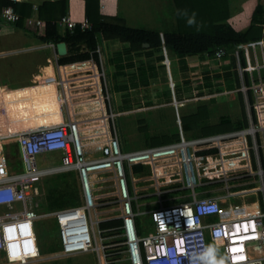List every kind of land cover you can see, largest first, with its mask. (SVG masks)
<instances>
[{
	"label": "built area",
	"instance_id": "2783aa9c",
	"mask_svg": "<svg viewBox=\"0 0 264 264\" xmlns=\"http://www.w3.org/2000/svg\"><path fill=\"white\" fill-rule=\"evenodd\" d=\"M0 17L8 24L19 21V15L10 7L4 8ZM35 20V25L39 26L40 22L37 18ZM28 24L32 22L29 20ZM61 24L66 29L76 25L65 17ZM80 25L87 27L85 20ZM94 53L98 64L93 60L87 63H92L96 72L100 70L99 75L104 80L103 65L108 52L103 40L102 46L97 45ZM224 58L235 63L248 115L250 109L255 110L258 123H250L248 130L193 141H186L181 132L177 141L132 152L122 150L115 132L100 147L96 158H87L75 117L14 137L0 135V255L5 264H29L40 259L36 222L41 184L48 177L68 172L77 175L81 205L60 211L55 216L61 246L58 255L72 257L93 250L96 239L91 214L96 209V197L91 175L109 172L114 180L112 194L118 202L122 222L120 236L128 264H264V212H261L257 200L254 201L257 211L248 214L241 213L243 206L238 208L228 203L223 207L222 200L214 197L193 198L189 203L155 208L147 213L152 225V232L147 235L137 227L136 219L142 215L137 214L132 206L128 181L131 168L151 167L153 171L177 175L179 180H185L187 188L193 189L196 171L203 166L196 158L199 152L218 149L215 155L218 162L224 164L226 160L221 145L228 146L234 142L232 139L241 136L244 142L241 159L249 158L250 151L257 153L255 138L264 134V121H261L264 116V39L230 51L219 49L209 59L220 62ZM94 76L97 79L98 75ZM104 87L106 89V84ZM99 88L103 89V85H98L94 101L97 103L100 101ZM92 92L95 93L96 88ZM252 98L254 104H251ZM97 110L103 114L101 108ZM105 114L102 120L107 119ZM10 138L15 139L19 149L22 167L18 172L9 170L4 155V142ZM49 153H59L60 164L40 166L38 158Z\"/></svg>",
	"mask_w": 264,
	"mask_h": 264
},
{
	"label": "rangeland",
	"instance_id": "374dc122",
	"mask_svg": "<svg viewBox=\"0 0 264 264\" xmlns=\"http://www.w3.org/2000/svg\"><path fill=\"white\" fill-rule=\"evenodd\" d=\"M98 44L102 45L101 42ZM126 50L118 48L115 51H108V57L103 65L104 80L99 75L101 71L97 73L92 63H78L85 64L82 65L84 69L79 71L80 75L84 73L98 75L97 79L94 76L97 83L96 95L98 85H103V89L99 88V103L93 102V106L77 104L74 107L77 113L82 114L79 116L80 120L85 121L80 129L81 142L87 158L98 157L100 147L115 132L125 152L142 149L153 138L171 137L175 134L180 138L182 132L180 117L195 112L200 105H205L210 112L209 124L217 123L220 118L227 117L237 127H242L233 132L248 130L250 123L253 125L258 123L253 108L248 115L245 95L240 91L236 80L237 68L235 63L227 61V58L214 62L208 57L201 59L193 57L185 61L187 67L183 70L181 64L175 59L170 63L165 51L148 57L145 55L147 53L143 52L128 55ZM118 53L122 54L120 61L115 55ZM161 55L164 57V66H161L157 59ZM167 60L170 69L167 68ZM108 62L111 63L112 72L108 71ZM115 64L124 66L122 73L117 74ZM130 64L133 67H130ZM148 65L155 68L157 77L149 79L147 86L133 88L132 77L138 73L140 67ZM149 73L148 71L147 74ZM123 86H128L129 89L116 91V88ZM115 98L117 103L114 101ZM3 99L7 116L13 124L17 125L52 124L61 113L56 90L52 86L14 91L4 94ZM254 103L252 98L251 104ZM100 108L103 114L97 110ZM104 113H107L106 120H102ZM244 116L247 126L243 124ZM263 120L264 116L261 118V121ZM182 135L186 141L201 138L196 132L189 134L182 132ZM255 139L258 145L257 153L250 151L249 158L245 161L241 159L243 156L241 149L244 146L241 136L232 139L234 142L228 146L221 145L220 149L226 160L224 164L219 163V158L215 155L219 152L218 149L215 153L205 155L199 152L196 158L203 163V166L196 171V186L193 189L187 188L185 180H179L177 175H170L159 170L153 171L151 167H140V170L131 168L132 174L128 175L129 188L133 209L137 214L142 215L139 218L141 233L147 235L152 232V225L147 216L149 211L174 204L189 203L193 198H220L223 207L228 206V203L238 208L243 206L241 213L244 214L257 211V204L254 202L257 200L263 213L264 134L260 133ZM4 155L10 171L21 170L19 149L14 138L5 140ZM40 158H38L40 166L60 164L59 153L45 154ZM239 158L240 160L237 161L236 159ZM68 173L71 174L68 185L73 193H76L78 204L76 205L74 200L75 207L66 204L61 209L49 210L46 191L53 188L52 181L61 174L43 180L37 210L39 218L36 222L40 259L29 264H128L120 236V227L101 230L103 223L120 219L118 202L112 194L114 180L109 172L91 175L96 197V209L91 214L96 239L93 250L72 257L58 255L61 246L55 216L60 211L71 210L81 205L77 175L75 172ZM47 180L49 182H46ZM0 264H5L2 255H0Z\"/></svg>",
	"mask_w": 264,
	"mask_h": 264
},
{
	"label": "trees",
	"instance_id": "16d2710c",
	"mask_svg": "<svg viewBox=\"0 0 264 264\" xmlns=\"http://www.w3.org/2000/svg\"><path fill=\"white\" fill-rule=\"evenodd\" d=\"M84 17L87 27L82 28L76 24L72 29H63L57 32L56 23L66 16V2L56 1L47 2L37 8V19L40 25L34 32L35 37L41 43L57 45L64 43L67 47V54L60 57L58 63L61 65L82 63L93 60L98 64L97 54L94 53L101 40H116L120 43L128 44L126 54L147 53L151 57L154 53L161 54L162 48L167 51L170 63L175 59L186 70V58L199 56L201 58L213 57L215 51L225 49L232 50L238 46L248 43L258 42L264 39V6L258 4L250 18V23L243 31H236L227 24L229 19V9L227 0H171L170 3L175 7L174 18L177 23L175 31L160 33L144 29H135L126 26L125 22L117 16H108L102 13L104 8L102 0H83ZM12 8L18 15L19 21L14 25L22 27L26 18L34 13L32 6L27 3H15L10 0H0V16L4 8ZM179 12H186V15H178ZM194 17V24L189 25L188 20ZM0 21L1 17H0ZM3 22V21H2ZM120 61L122 54H115ZM158 61L164 66L163 55L159 56ZM230 61L233 62L232 59ZM234 63V62H233ZM117 74L122 73L124 66L115 64ZM130 67H133L130 64ZM148 71L150 72L149 74ZM157 77L153 66H142L138 73L132 77L131 86H147L149 79ZM237 83L238 76L236 77ZM232 87L231 85L229 86ZM129 89L128 86L116 88L117 92ZM179 93V92H178ZM242 103V100H241ZM210 112L205 105H200L195 112L180 117V127L183 133L189 134L196 132L201 137L229 134L238 128L230 118H220L217 123L209 124ZM244 116L243 124L247 126ZM179 140L178 135L171 137L150 139L145 145L157 146L169 144ZM144 147V148H145ZM122 150L123 146H122ZM216 150L200 152V154L215 153ZM140 170L139 167H134ZM71 174H61L52 181L53 188L46 191L48 209H61L64 205L75 207L78 204L77 195L69 187L68 179ZM45 180V179H44ZM46 182H49L48 180ZM43 184V182H42ZM41 184V186H42ZM57 195V197H56ZM46 209V210H48ZM121 219L107 221L101 225V230H111L121 226ZM139 228V218L136 219ZM54 252V251H52Z\"/></svg>",
	"mask_w": 264,
	"mask_h": 264
},
{
	"label": "crops",
	"instance_id": "0c3cea01",
	"mask_svg": "<svg viewBox=\"0 0 264 264\" xmlns=\"http://www.w3.org/2000/svg\"><path fill=\"white\" fill-rule=\"evenodd\" d=\"M10 1L27 3L32 6V10L47 2L65 1V18L75 24H80L85 19L83 0ZM170 2L171 0H102L101 5H104V8L101 11L105 15L121 18L130 28L162 33L175 31L177 27L174 18L175 7ZM258 4L264 6V0H227L229 9L227 24L236 31H242L241 28L246 29ZM36 13L34 12L31 17L26 18L22 27L0 21V135L14 137L21 132L58 125L68 118L74 117L78 120L79 125L83 126L85 121L79 118L82 114L77 113L74 107L77 104L93 106L95 103L96 94L92 92V89H95L96 86L92 85L96 82L92 79V75L86 73L80 75L79 73L84 69L82 65L85 64H59L60 57L57 55L56 45L41 43L35 37L34 32L38 27L35 25ZM29 20L32 22L31 25L28 24ZM56 27L58 33L66 29L61 24V20L57 21ZM127 47L128 44L116 40L104 41V48L107 52ZM162 51L167 53L165 48H162ZM194 57L198 58L199 56ZM190 58H186L185 61ZM110 64L108 62L107 68L112 72ZM167 68L170 69L168 60ZM62 80L65 81L64 84ZM45 86L55 87L57 101H59L61 109L58 119L52 124L37 125L35 123L25 126L13 124L6 114L3 95ZM114 101L117 103L116 98Z\"/></svg>",
	"mask_w": 264,
	"mask_h": 264
},
{
	"label": "water",
	"instance_id": "95a60500",
	"mask_svg": "<svg viewBox=\"0 0 264 264\" xmlns=\"http://www.w3.org/2000/svg\"><path fill=\"white\" fill-rule=\"evenodd\" d=\"M56 52L59 57H63L67 54L66 45L64 43H58L56 45Z\"/></svg>",
	"mask_w": 264,
	"mask_h": 264
},
{
	"label": "clouds",
	"instance_id": "9594fccd",
	"mask_svg": "<svg viewBox=\"0 0 264 264\" xmlns=\"http://www.w3.org/2000/svg\"><path fill=\"white\" fill-rule=\"evenodd\" d=\"M178 15H186V12H179L178 11ZM194 17H195V14H193V17L188 20L189 25L194 24V22H195ZM101 43H102V40H101Z\"/></svg>",
	"mask_w": 264,
	"mask_h": 264
},
{
	"label": "bare ground",
	"instance_id": "6f19581e",
	"mask_svg": "<svg viewBox=\"0 0 264 264\" xmlns=\"http://www.w3.org/2000/svg\"><path fill=\"white\" fill-rule=\"evenodd\" d=\"M263 121H264V120H263ZM263 121H262V122H263ZM79 122H80V121H79ZM78 124H79V123H78ZM79 128H80V125H79ZM80 130H81V129H80Z\"/></svg>",
	"mask_w": 264,
	"mask_h": 264
},
{
	"label": "snow or ice",
	"instance_id": "6c2138e0",
	"mask_svg": "<svg viewBox=\"0 0 264 264\" xmlns=\"http://www.w3.org/2000/svg\"><path fill=\"white\" fill-rule=\"evenodd\" d=\"M23 227V226H22ZM233 251H236V249H233Z\"/></svg>",
	"mask_w": 264,
	"mask_h": 264
}]
</instances>
